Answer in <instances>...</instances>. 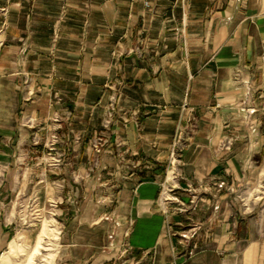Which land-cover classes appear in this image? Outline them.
<instances>
[{
	"label": "crops",
	"instance_id": "crops-1",
	"mask_svg": "<svg viewBox=\"0 0 264 264\" xmlns=\"http://www.w3.org/2000/svg\"><path fill=\"white\" fill-rule=\"evenodd\" d=\"M0 198L2 257L50 206L56 264H264V0H0Z\"/></svg>",
	"mask_w": 264,
	"mask_h": 264
},
{
	"label": "rangeland",
	"instance_id": "rangeland-1",
	"mask_svg": "<svg viewBox=\"0 0 264 264\" xmlns=\"http://www.w3.org/2000/svg\"><path fill=\"white\" fill-rule=\"evenodd\" d=\"M115 102H116V97L111 99L112 105L110 106L109 110L107 111L109 117L112 118L115 112ZM90 147L93 149L95 152L96 151H101L103 147L107 145L106 139L100 134V133H95L92 137V140L90 141ZM166 177V176H165ZM164 177L163 180V187L161 189L160 195H159V204L164 209L165 211H169L171 208V204H167V201L165 199L167 197L171 198L173 196L177 197L179 201L175 200V209L176 211H180L181 207L184 208L186 205L181 204L180 201L181 197L178 194V190L170 191L168 188L171 186L169 185L170 182H166V178ZM173 177L172 174L169 175V179ZM97 193V194H96ZM96 195L101 196L102 193L100 191H96ZM190 199L192 198V195L188 196ZM1 199V198H0ZM34 201L31 202V204ZM166 202V203H164ZM30 211V213H29ZM182 211V210H181ZM180 211V212H181ZM0 212H1V204H0ZM28 213L30 215V218L25 220L24 223V231L23 230H18L16 234H14V245L16 249V254H9L5 255V257H2L0 259V264H56L57 263V256H58V249H59V244H60V234L59 231L61 232V228L63 225L66 224L67 222V217L69 215H62L59 212H57L55 209H52V207L47 206L44 211L36 210L35 207L30 206L28 209ZM108 216V215H106ZM63 218V219H62ZM194 221L193 223H195ZM43 227H46L47 229H50V232L53 234L52 235V253L51 257H47L48 259L43 260L44 255L40 256V259H35V254L34 249H35V240L37 234L41 233ZM59 231H58V228ZM190 229L189 227L181 229L182 231H188ZM40 230V231H39ZM58 235H59V240H58ZM191 240H196V237L191 239ZM9 248V247H8ZM6 248L5 250H7ZM32 251V252H31ZM124 252V251H123ZM127 253V252H124ZM46 254V252H44ZM135 261H131L128 264H135ZM109 264H116L110 262ZM122 264V263H121ZM124 264V263H123ZM126 264V263H125Z\"/></svg>",
	"mask_w": 264,
	"mask_h": 264
},
{
	"label": "built area",
	"instance_id": "built-area-1",
	"mask_svg": "<svg viewBox=\"0 0 264 264\" xmlns=\"http://www.w3.org/2000/svg\"><path fill=\"white\" fill-rule=\"evenodd\" d=\"M230 144H231V140L228 139V140L225 142V144L223 145V147H224V148H228ZM224 185H225V182L222 181V182L220 183V186H224ZM168 190L173 191L172 188H168ZM189 191H190V194L192 195V198L190 199V205H191V206L188 207L189 205H188L186 202H184V201H180L181 204L183 205V207H184V205H186L184 208L181 207V210H182V211H186V212L189 211V208H191V210H195V209L197 208L198 201H199V199H200V197H199V195H198V193H197L196 190L190 188ZM175 200H176V201H179L178 198L175 197V196H173V197H171V198L167 197V198L165 199V201H167V204H168V202H173V201H175ZM164 203H166V202H164ZM181 210H180V211H181ZM197 229H198V225H196V223H195V225L192 226L190 229H188V231H183V232H182V235H181L182 239H183V240H191V239L195 238V237H196V230H197Z\"/></svg>",
	"mask_w": 264,
	"mask_h": 264
},
{
	"label": "bare ground",
	"instance_id": "bare-ground-1",
	"mask_svg": "<svg viewBox=\"0 0 264 264\" xmlns=\"http://www.w3.org/2000/svg\"><path fill=\"white\" fill-rule=\"evenodd\" d=\"M52 235L53 234L50 232V229L43 227L41 233L38 236V240H36L37 243L33 253L35 254V259H40V256L44 255L43 260H45L48 259L47 257H51V255H53L51 246ZM44 252H46V254H44Z\"/></svg>",
	"mask_w": 264,
	"mask_h": 264
}]
</instances>
